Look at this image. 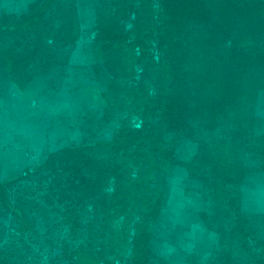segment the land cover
<instances>
[{
  "label": "trees",
  "instance_id": "1",
  "mask_svg": "<svg viewBox=\"0 0 264 264\" xmlns=\"http://www.w3.org/2000/svg\"><path fill=\"white\" fill-rule=\"evenodd\" d=\"M40 1L36 0L21 20L0 29V76L19 89L38 76L40 63L52 59L56 64L61 52L78 36L74 0L59 5L52 39L41 25L51 30L49 24L53 22L35 21L37 18L30 16ZM54 1L46 0L39 7H46L49 13V2ZM148 1L101 0L96 8L95 39L101 65L109 75L103 96L112 97L106 110L110 114L118 108L124 110L123 126L112 141L71 145L49 154L34 170L27 169L26 175L0 182V205L13 219L6 235L2 231L7 229L0 224V242L4 236L8 240L0 245V264L40 262L39 251L53 244V234L60 232V227L66 226L71 234L80 228V199V205L83 199L88 200L83 205H91L92 217L87 224L90 229L106 232V227L117 222L109 238L111 253L130 245L128 264H153L151 232L146 221L157 214L162 197L153 194L156 188L151 185L152 172L158 166H141L140 162L145 161V152L150 149L162 155L159 167L163 161L168 165L177 163L173 142L168 147L155 146L149 140L154 134L170 131L191 136L198 149L184 166L191 176L197 175L221 191L237 184L249 169L241 158L244 153L264 159V133L255 135L252 130L256 118L248 115L251 100L247 95L250 88H264V0H159L158 8L146 9ZM154 13L159 16L155 21ZM127 22L131 27L126 28ZM148 28L154 31L149 33L153 34L156 59L141 42L142 32ZM42 38H48L50 43L41 42ZM133 45L139 48L137 55L127 53ZM126 64L129 71L123 73ZM136 66L139 71L135 75ZM135 115L141 119L140 128L130 123ZM202 125L208 131L218 127L221 130L217 135H204L209 141H202ZM218 145L227 150L223 156ZM260 168L264 170V164ZM110 181L112 191L107 190ZM16 184L25 194L21 192L15 204L8 200L7 190ZM29 189L35 191L30 194ZM238 198L237 193L235 199ZM131 202L141 208L136 220L130 218ZM45 212L54 213L55 223L46 230L49 234L51 231L52 238L38 241L34 251L24 241V233L32 227L28 215L39 214L46 220ZM216 216L210 217L213 224ZM120 218H124L121 225ZM259 220L264 222V214L246 216L236 207L235 224L252 223L253 236L248 244L240 241L241 249L247 246L244 264H264V239L256 236ZM130 223L135 232L128 243L120 235ZM221 233L220 249L214 258L217 264L220 260L231 264L232 256L222 250L225 238L222 230Z\"/></svg>",
  "mask_w": 264,
  "mask_h": 264
},
{
  "label": "rangeland",
  "instance_id": "2",
  "mask_svg": "<svg viewBox=\"0 0 264 264\" xmlns=\"http://www.w3.org/2000/svg\"><path fill=\"white\" fill-rule=\"evenodd\" d=\"M45 1L41 0L37 5L34 4L30 16L37 18L35 21L41 19L43 22H53L49 24L51 30L41 25L46 35L49 34V38L52 39L54 26H57L58 7L61 3H68L70 0L49 2L51 6L49 13L46 7H39ZM100 1L74 0L78 17L77 39L71 45H67L65 52H61L56 64L51 62L52 59L40 63L38 76H35L29 85L19 89L14 84L8 85L10 80L0 76V95L4 89H8L3 93L6 100L0 107L4 109L2 115L8 118L7 122L0 119V182L26 175L27 169L34 170L49 154L71 145L112 141L116 131L123 126L125 111L118 108L115 113L110 114L106 109L111 103L108 102L112 100L111 94L103 96L109 75L101 65L99 44L95 39L96 8L100 5ZM35 2L36 0H0V29L8 26L11 21L21 20L28 15L31 5ZM158 2L159 0H149L145 8L150 6L156 9ZM158 17V14L154 13L153 21ZM128 27H131L129 22L126 24V28ZM153 29L148 28L142 32L141 42L145 43L144 46L156 59L158 53L154 49L153 34L149 33ZM41 42L50 43V40L42 38ZM127 53L137 55L139 48L133 45ZM124 68L123 73L129 71L127 64ZM134 71L136 75L139 71L137 66ZM152 90L150 86L148 92L151 93ZM247 95L251 100L248 115L254 114L256 118L252 130L255 135H261L264 133V88L260 90L250 88ZM130 123L140 128L141 119L137 115L131 116ZM203 125L199 130L202 141H209L204 135L206 137L208 134L217 135L221 130L218 127L216 130L208 131ZM149 140L158 147H168L173 142L177 159V163L171 165L164 164L163 161L159 167V159L162 155L145 149L146 159L140 162L141 166L149 163L158 166L152 172L151 185L156 188L153 194L155 196L160 194L162 197V206L157 214L150 215L146 221L151 232L150 247L154 254L152 263L217 264L214 255L216 250L220 249L222 230L224 232L222 238H225L222 250L232 256L231 264H244L247 246L241 249L240 241L243 240L248 244L249 238L253 236L252 223L249 221L243 226L236 225L235 209L239 206L240 211L246 216L262 215L264 212H246L241 208L238 184L228 186L226 191H221L213 188L211 183L197 178V175L189 174L184 163L191 162L198 149V143L191 136L163 131L154 134ZM217 147L220 155L223 156L227 150L221 145ZM104 155L112 157V154ZM241 158L248 168H259L264 164V159L255 157L251 152L244 153ZM18 184L7 190L8 200L15 204L21 192L24 193L18 189ZM112 186L110 181L107 190L112 191ZM32 191L35 190L29 189L30 194ZM237 193L239 198L236 200ZM83 200L81 205L79 204L81 199L77 202L78 213L82 217L80 228L71 234L66 226L60 227L61 231L53 234V238L56 236L52 240L53 244H46L39 251L42 260L36 264H128L130 245L119 253H111L112 245L109 238L114 223L117 225V222L114 221L106 227L108 228L106 232L101 228L96 231L90 229L87 224L92 217V208L90 204L83 205L84 202H88L87 199ZM132 207L130 218L136 220V213L141 208L133 204ZM215 213L218 217L216 216L217 222L213 224L210 217ZM45 215L46 220H43L39 214L28 215L32 227L24 233V241L31 250L35 251L38 241L48 242L52 238L51 231L49 234L46 230L52 228L55 223L52 219L54 213L45 212ZM11 219L10 216H6L0 205L1 228L7 229L2 231V234L8 233V227L13 221ZM100 219L103 220V217L101 216ZM123 221L124 218H120L118 223L121 225ZM104 223L106 221H102L103 225ZM256 228L259 230L256 236L264 239V222L259 220ZM134 232L135 226L130 223L127 229L121 232L120 239H125L129 243ZM6 240L4 236L0 245ZM102 245L105 247L104 251L99 250ZM219 264H223L222 260Z\"/></svg>",
  "mask_w": 264,
  "mask_h": 264
},
{
  "label": "crops",
  "instance_id": "3",
  "mask_svg": "<svg viewBox=\"0 0 264 264\" xmlns=\"http://www.w3.org/2000/svg\"><path fill=\"white\" fill-rule=\"evenodd\" d=\"M8 85L13 86V84H11L10 82ZM7 91L8 89L6 88L4 89L3 93ZM3 93L0 95V107L3 104V102L6 100V97L3 95ZM3 112L4 109L2 107L0 108V119L7 122L8 118L2 115ZM237 184L240 190L241 208L246 212L263 213L264 212V170L260 167L249 168L247 171L244 172V174H242L240 181Z\"/></svg>",
  "mask_w": 264,
  "mask_h": 264
}]
</instances>
